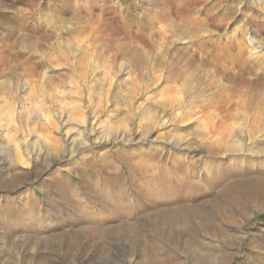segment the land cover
I'll return each mask as SVG.
<instances>
[{"label": "rangeland", "instance_id": "374dc122", "mask_svg": "<svg viewBox=\"0 0 264 264\" xmlns=\"http://www.w3.org/2000/svg\"><path fill=\"white\" fill-rule=\"evenodd\" d=\"M231 42L249 61L250 42L264 47V0H0V80L13 87L0 177L15 180L0 185V264H264V201L232 223L204 182L216 162L248 161L227 147L264 145V109L245 104L255 75L216 58ZM25 61L35 76L15 84L7 66ZM65 138L85 144L69 162ZM119 152L142 165L133 176ZM179 166L201 176L202 213L152 199Z\"/></svg>", "mask_w": 264, "mask_h": 264}, {"label": "bare ground", "instance_id": "6f19581e", "mask_svg": "<svg viewBox=\"0 0 264 264\" xmlns=\"http://www.w3.org/2000/svg\"><path fill=\"white\" fill-rule=\"evenodd\" d=\"M182 1H183V4L185 3L188 5H191L195 2V0H182ZM177 13L183 16L184 10H179ZM131 17H132V14H131ZM250 43H251L250 45L256 44L255 49L257 50V52L253 54L254 56L252 57V59H250V61L247 58H245L246 56H245L243 47L240 46L238 48V51H236L232 47V42L227 44L226 46L227 49L223 51L222 54L216 55V58L227 60L228 64L232 66L239 64L238 62L241 61L242 64H239V66L240 67L242 66V68L244 67L245 68L244 71L246 73L248 72V73L255 75L256 78L254 80L245 81L246 87L250 88V91L247 92L248 100L245 101V104H247L252 111H255V113H259L261 112V109H264V88H260L258 86V84H261L258 81L264 80V70L262 67V65H264V61L261 60V58L264 59V54H260L264 52V47L260 43L259 44L255 42H250ZM37 46H39V42L36 41L33 44V47L38 48ZM60 48H61V43L57 47L58 51H60ZM0 60L4 64L6 63V60L4 59V57H0ZM11 61H13V56L11 57ZM27 64H28V61H25L22 64L18 63L17 65L15 64L14 66H9V65L7 66V70L8 68H10L9 73L11 75V79L14 80L15 84H19V83H22L23 81H27L24 79L25 75L27 74H28L27 75L28 78L35 76L34 69L31 66H28ZM3 70L1 71L3 73L0 72V78L3 77V74L5 73L4 71L6 69L4 71ZM236 76L238 77L239 75H236ZM38 77L40 76L38 75ZM8 81H9L8 79L7 81L0 80V97L3 94H11L13 92L12 91L13 87L10 85L12 82L9 83ZM75 109L77 111L79 110V107H76ZM95 113H96V110L92 111V113H89L88 119L86 120L84 119L80 121L82 122L81 126L83 128H87L88 130V127H86V124L89 123L91 116H94L93 114ZM59 122L62 123V121L60 120ZM61 125L63 128H66L68 124H66V122H63V124ZM90 126L92 125H89V127ZM141 128L143 129V127ZM255 131L253 130L252 133H254ZM143 132H144L143 134L145 135L141 136L140 138L142 139L141 141L142 142L152 141V139L150 138V134L146 130H144ZM135 133H133L134 137L131 139H128L127 141H133L135 139V136H137ZM122 139L126 140L124 136H122ZM72 142L73 141H69L67 138H65L64 145L61 147L63 148L64 159L65 161H68V162L71 161L72 158L75 157L76 154L81 149H83L85 146L84 143L75 144ZM253 149L255 152H251V151L249 152L248 147L246 148V146L244 145H231L230 148L227 147V150L230 151L231 157H238L241 153V157L246 156L245 160L249 158L248 161L246 162L240 161L241 165L236 164L237 162L234 161V163L224 164L222 166L221 164H223V162L221 164H220V161L219 163L216 162L215 163L216 167L213 168L214 169L213 172H216L215 175L213 177L211 176L212 178L207 177L204 180V182L207 180L208 183L206 184L209 188L217 191V195L220 198L218 199V202L215 204L216 210L219 213H221L222 217L226 218L228 221L232 223L238 220L239 216L244 217V218L247 217V219H249L250 216L248 215L250 214V212L248 211L250 210L251 206L260 201H264V145L262 144L260 145L259 143L257 145H254ZM220 150L222 151V147H220L219 145L218 146L214 145L213 151L210 152L209 156L210 157L215 156L216 152L220 153L219 152ZM118 159L124 162V164L128 167L131 175L142 167V165H138L132 160L134 159V156L130 155L129 157V155L126 154L125 152H119ZM5 166H6V163L4 162V159L1 158L0 159V171L1 170L3 171L5 169ZM178 168H180L178 169L179 171L177 172V174L179 175H176L173 181L172 179L169 180L168 178H165V177L158 180V188H159L158 193L152 196V199L158 201V210H160V212H166V211L171 210V211H176L179 213H185V212L187 213V212H193V211H195L196 213H202L203 203L195 198L196 195L202 193L201 190L203 187L201 186L203 184L200 183L201 176L199 177L196 176V172H194L191 175H188V174L185 175V172H184L185 170L183 169V167L179 166ZM75 170L77 172H81V169L79 166L76 167ZM206 170L208 169L206 168ZM207 175L209 176V173ZM6 180L7 179H3V177H0V185L6 184L11 189L13 185L15 184L14 178H11L8 181ZM52 181L54 182V185L56 187H59L58 178H55L53 176ZM159 185H162L161 186L162 188L159 187ZM124 202L128 203V200L125 199L124 197L117 199V203L119 204L124 203ZM127 208L129 211L128 212L129 215H131L134 212V210H136V207L129 206V205ZM133 224H134L133 222L132 224L130 223L129 227L135 228V226L133 227Z\"/></svg>", "mask_w": 264, "mask_h": 264}]
</instances>
